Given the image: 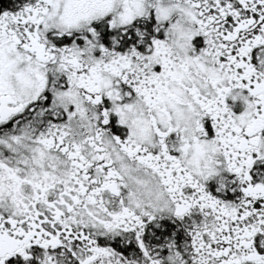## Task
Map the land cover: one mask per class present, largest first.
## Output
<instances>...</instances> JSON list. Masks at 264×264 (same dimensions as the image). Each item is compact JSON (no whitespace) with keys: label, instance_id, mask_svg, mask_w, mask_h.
<instances>
[{"label":"snow or ice","instance_id":"snow-or-ice-1","mask_svg":"<svg viewBox=\"0 0 264 264\" xmlns=\"http://www.w3.org/2000/svg\"><path fill=\"white\" fill-rule=\"evenodd\" d=\"M0 264H264V0H0Z\"/></svg>","mask_w":264,"mask_h":264}]
</instances>
